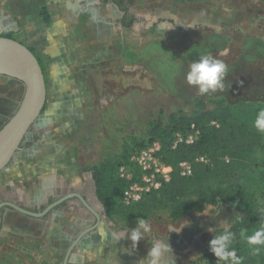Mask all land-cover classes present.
Segmentation results:
<instances>
[{"label":"rangeland","instance_id":"1","mask_svg":"<svg viewBox=\"0 0 264 264\" xmlns=\"http://www.w3.org/2000/svg\"><path fill=\"white\" fill-rule=\"evenodd\" d=\"M164 4L161 0H134L139 15L148 18L141 22L138 31L113 35L104 46L94 31L89 38L97 44L86 59L88 62L91 56L96 58L92 59L95 64L87 68L92 74L85 79L91 93L86 97L90 111L73 144L77 162L86 164L84 172L91 171L105 158L119 155L122 145L143 142L150 121H165L170 114H189L195 99L203 100L208 109L264 108V0H170L171 6ZM161 10L175 16V23L172 21L169 29H163V25L151 26L150 18ZM107 55H110L108 60ZM204 55L227 66L223 91L200 95L195 87L187 84L190 64ZM115 71L120 73L117 79L108 80L106 76ZM107 84L113 94L102 91ZM44 113L45 107L41 116ZM236 174L253 201L264 199L262 169L246 167L238 169ZM91 183L94 187V182ZM72 203L75 202L68 205ZM95 206L98 214L105 217L100 202H94ZM237 216L235 204H229L209 207L176 223L160 213L158 220L151 219L148 223L155 234L168 233L194 222H209L214 225L210 229L216 230L226 228L229 219ZM112 222L108 223L110 232L123 235L127 231L126 236H130L132 229L116 220ZM210 229L188 242L185 253L178 254L175 262L189 264L196 260L213 232ZM4 235L0 223V264H41L40 253L47 254L40 247L41 238L29 242L17 234L4 241ZM48 256L46 259L50 260Z\"/></svg>","mask_w":264,"mask_h":264},{"label":"crops","instance_id":"2","mask_svg":"<svg viewBox=\"0 0 264 264\" xmlns=\"http://www.w3.org/2000/svg\"><path fill=\"white\" fill-rule=\"evenodd\" d=\"M161 1L171 6L170 0ZM125 15L134 19L129 28L121 24ZM174 17L170 11L161 10L150 18L151 26L163 25V29H169ZM147 19L139 15L134 0L127 8L117 5V0H0V37L13 39L33 50L46 86L45 113L0 175V191L11 187L20 199L28 200L35 194L58 188L78 189L85 180L93 181L91 171H83L86 164L77 162L73 149L90 111L86 97L91 93L85 79L92 74L87 68L95 64L92 59L96 58L91 56L88 62L86 59L97 44L89 38L94 31L104 46L113 35L138 31L141 22ZM119 74L110 72L106 78L117 79ZM109 86H104L102 91L113 94ZM23 93L20 82L0 76V127L13 115ZM96 209V206L84 209L72 203L69 212L54 213L47 220L6 209L0 220L3 240L17 234L29 242L41 238L40 247L47 253H40L41 264H141L156 240L165 243L168 240L171 248V252L161 257V264H178L176 256L185 253L188 245L182 241V231L176 232L178 228L162 234L151 232L133 248L128 236L119 239L122 235L109 231L111 221L107 222L106 216L96 219ZM173 240L178 247L173 246ZM47 255L50 260L46 259Z\"/></svg>","mask_w":264,"mask_h":264},{"label":"trees","instance_id":"3","mask_svg":"<svg viewBox=\"0 0 264 264\" xmlns=\"http://www.w3.org/2000/svg\"><path fill=\"white\" fill-rule=\"evenodd\" d=\"M123 3L119 1L117 5ZM133 22L130 17L122 24L129 28ZM29 50L33 53L32 49ZM262 109L260 106L208 109L203 100L195 99L189 114H170L165 121H150L143 142L122 145L119 155L105 158L91 169L95 194L107 219L134 229L138 219L158 220L160 213H165L171 223H176L201 214L209 207L235 204L238 216L230 218L226 228L214 230L204 242L200 256L189 264L216 260L209 250V242L224 231L236 234L233 247L237 256L242 258V264H264V250L254 254L246 239V235H251L264 223V199L253 201L236 174L238 169L246 167L259 168L264 172V133L254 128L256 113ZM192 124L199 130L198 140L192 145L173 148V135L185 132ZM147 140L160 143L159 158L171 166V179L158 192L126 207L120 201L125 183L117 177V169L126 164L131 149L142 146ZM200 157H206L209 163L196 162ZM181 162L190 165L189 177L180 175L178 164ZM241 230H246L245 236L240 235ZM173 246L178 247L174 243Z\"/></svg>","mask_w":264,"mask_h":264},{"label":"water","instance_id":"4","mask_svg":"<svg viewBox=\"0 0 264 264\" xmlns=\"http://www.w3.org/2000/svg\"><path fill=\"white\" fill-rule=\"evenodd\" d=\"M0 76L20 82L24 86L22 99L9 120L0 129V173L11 163L31 128L39 120L46 102V86L40 64L29 48L21 43L0 37ZM67 196L50 205L43 213L25 211L13 204H2L19 213L41 218ZM81 199L79 196H77Z\"/></svg>","mask_w":264,"mask_h":264},{"label":"clouds","instance_id":"5","mask_svg":"<svg viewBox=\"0 0 264 264\" xmlns=\"http://www.w3.org/2000/svg\"><path fill=\"white\" fill-rule=\"evenodd\" d=\"M227 74V66L220 60L212 58L210 55L201 56L198 60L193 61L186 74V82L189 86L197 89L198 94L205 95L223 91L225 88L224 79ZM254 128L264 133V109L256 113ZM185 225H181L180 232ZM177 228V227H176ZM214 231V229H210ZM127 231L119 239L126 236ZM151 233V225L146 219H138L136 227L131 230L130 236L133 248L137 243L144 239L147 234ZM241 236L246 235V230H241ZM236 234L231 231H224L222 234L214 236L209 242V250L214 255L219 264H242V258L237 256L233 247ZM247 244L251 247L254 254H259L264 250V223L255 230L251 235H246ZM165 252H171L170 245L167 242L156 240L148 251L147 259L141 261V264H161V257Z\"/></svg>","mask_w":264,"mask_h":264},{"label":"built area","instance_id":"6","mask_svg":"<svg viewBox=\"0 0 264 264\" xmlns=\"http://www.w3.org/2000/svg\"><path fill=\"white\" fill-rule=\"evenodd\" d=\"M198 138L199 130L192 124L185 132L173 135V148L179 145H192ZM160 150V143L147 140L142 146L131 149L126 164L118 167L117 177L125 183L120 198L122 205L128 207L137 204L145 196L158 192L170 182L172 168L160 160ZM195 161L209 163L206 157H200ZM178 167L182 177L191 175L188 163L181 162ZM206 264H219V262L214 260Z\"/></svg>","mask_w":264,"mask_h":264},{"label":"flooded vegetation","instance_id":"7","mask_svg":"<svg viewBox=\"0 0 264 264\" xmlns=\"http://www.w3.org/2000/svg\"><path fill=\"white\" fill-rule=\"evenodd\" d=\"M123 1L124 3L121 4L125 5V8L128 7V2L124 0H117V2ZM126 14V13H125ZM131 16L125 15L123 18V22H128ZM121 23V24H122ZM123 25V24H122ZM94 193V194H92ZM72 196L68 199H65L60 204L56 205L55 207L51 208L49 211L46 212L41 218V220H47L49 217H51L54 213L57 214H66V212H69L72 205H68V203L74 201L76 205H81V208L87 209V207H93L94 202H98L96 194H95V188L93 187L90 179L85 180L80 188L74 189V188H68L62 190L61 188L55 189L54 191L44 192L33 195V198L30 199H20V197L14 192V189L11 187H8L2 191H0V205L2 204H13L25 211L40 214L43 213L50 205L54 204L60 199H63L67 196ZM77 196H79L81 199H79ZM31 199H34L32 201H29ZM95 200V201H94ZM87 206V207H86ZM74 207V206H73ZM78 207V206H77ZM6 209H11L7 206H2L0 209V220L2 218V213ZM13 210V209H12ZM15 211V210H13ZM17 212V211H16ZM19 213V212H17ZM24 216V214L19 213ZM100 214V213H99ZM98 213H96L97 220L100 219V216ZM26 216V215H25ZM228 215H226L227 217ZM96 223V221L93 223V225ZM213 224H210L209 222L199 223L194 222L190 225H185L182 228V241L187 243L193 241L197 238V236L201 235V233H204L206 230L210 229ZM209 227V228H208ZM70 231V230H69ZM173 243L176 245V240H173Z\"/></svg>","mask_w":264,"mask_h":264}]
</instances>
